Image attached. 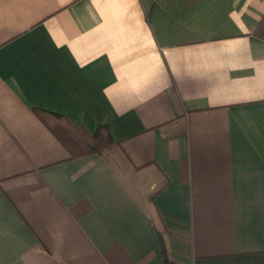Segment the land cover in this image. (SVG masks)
Here are the masks:
<instances>
[{
	"label": "crops",
	"instance_id": "obj_1",
	"mask_svg": "<svg viewBox=\"0 0 264 264\" xmlns=\"http://www.w3.org/2000/svg\"><path fill=\"white\" fill-rule=\"evenodd\" d=\"M263 12L0 0V264H264ZM35 109L115 143L68 158Z\"/></svg>",
	"mask_w": 264,
	"mask_h": 264
},
{
	"label": "trees",
	"instance_id": "obj_2",
	"mask_svg": "<svg viewBox=\"0 0 264 264\" xmlns=\"http://www.w3.org/2000/svg\"><path fill=\"white\" fill-rule=\"evenodd\" d=\"M253 35L264 41V12L255 25ZM35 113L68 151V158L100 153L115 143L109 125L100 124L90 133L82 126L70 123L59 113L41 109H35Z\"/></svg>",
	"mask_w": 264,
	"mask_h": 264
},
{
	"label": "water",
	"instance_id": "obj_3",
	"mask_svg": "<svg viewBox=\"0 0 264 264\" xmlns=\"http://www.w3.org/2000/svg\"><path fill=\"white\" fill-rule=\"evenodd\" d=\"M157 240H158V244H159L160 250L164 251L165 247H164V244H163V239H162V237H161V235L159 233H157Z\"/></svg>",
	"mask_w": 264,
	"mask_h": 264
}]
</instances>
